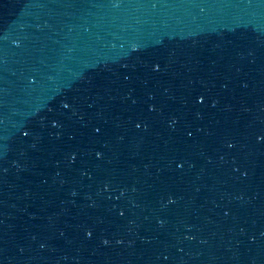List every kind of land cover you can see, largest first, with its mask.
<instances>
[{
  "label": "water",
  "instance_id": "1",
  "mask_svg": "<svg viewBox=\"0 0 264 264\" xmlns=\"http://www.w3.org/2000/svg\"><path fill=\"white\" fill-rule=\"evenodd\" d=\"M0 264H264V0H0Z\"/></svg>",
  "mask_w": 264,
  "mask_h": 264
}]
</instances>
